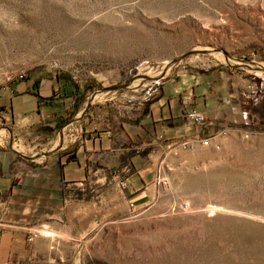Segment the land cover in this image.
I'll return each mask as SVG.
<instances>
[{"label":"rangeland","instance_id":"1","mask_svg":"<svg viewBox=\"0 0 264 264\" xmlns=\"http://www.w3.org/2000/svg\"><path fill=\"white\" fill-rule=\"evenodd\" d=\"M179 69L255 85L237 103L244 119L218 149L153 154L137 201L100 185L67 198L81 221L42 231L40 252L10 264H264V0H0V86L61 74L85 106H132Z\"/></svg>","mask_w":264,"mask_h":264},{"label":"crops","instance_id":"2","mask_svg":"<svg viewBox=\"0 0 264 264\" xmlns=\"http://www.w3.org/2000/svg\"><path fill=\"white\" fill-rule=\"evenodd\" d=\"M166 76L142 85L132 106L107 95L85 106L84 89L61 74L0 86V264L35 257L48 238L42 231L56 234L65 221H81L80 205L67 198L100 185L134 202L144 194L153 154L199 142L218 149L233 122L244 119L237 103L245 88L244 97L255 98V85L227 69ZM192 110L202 123L190 119Z\"/></svg>","mask_w":264,"mask_h":264},{"label":"built area","instance_id":"3","mask_svg":"<svg viewBox=\"0 0 264 264\" xmlns=\"http://www.w3.org/2000/svg\"><path fill=\"white\" fill-rule=\"evenodd\" d=\"M20 80H22V77ZM189 117L194 123H202L204 121V117L195 110L190 111Z\"/></svg>","mask_w":264,"mask_h":264},{"label":"water","instance_id":"4","mask_svg":"<svg viewBox=\"0 0 264 264\" xmlns=\"http://www.w3.org/2000/svg\"><path fill=\"white\" fill-rule=\"evenodd\" d=\"M128 85H129V84H125L124 86L126 87V86H128ZM59 146H60V144H59ZM57 149H59V148H57ZM57 149H56V150H57Z\"/></svg>","mask_w":264,"mask_h":264},{"label":"trees","instance_id":"5","mask_svg":"<svg viewBox=\"0 0 264 264\" xmlns=\"http://www.w3.org/2000/svg\"><path fill=\"white\" fill-rule=\"evenodd\" d=\"M25 79L24 77H22V80Z\"/></svg>","mask_w":264,"mask_h":264}]
</instances>
